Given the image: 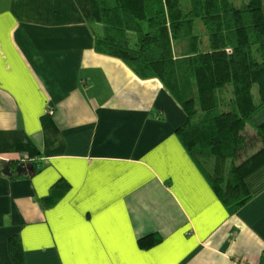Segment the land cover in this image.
I'll return each instance as SVG.
<instances>
[{
  "label": "crops",
  "instance_id": "obj_1",
  "mask_svg": "<svg viewBox=\"0 0 264 264\" xmlns=\"http://www.w3.org/2000/svg\"><path fill=\"white\" fill-rule=\"evenodd\" d=\"M187 119L159 77L96 49L77 0H0V264L14 234L23 264H264V166L230 212L177 135Z\"/></svg>",
  "mask_w": 264,
  "mask_h": 264
},
{
  "label": "trees",
  "instance_id": "obj_2",
  "mask_svg": "<svg viewBox=\"0 0 264 264\" xmlns=\"http://www.w3.org/2000/svg\"><path fill=\"white\" fill-rule=\"evenodd\" d=\"M77 1L99 52L159 77L183 106L188 119L177 135L219 199L238 211L254 196L249 176L264 166V121L246 130L264 109V0ZM70 186L57 181L47 205ZM139 241L149 248L160 238L153 232ZM10 251L17 264L25 262L19 235Z\"/></svg>",
  "mask_w": 264,
  "mask_h": 264
},
{
  "label": "rangeland",
  "instance_id": "obj_3",
  "mask_svg": "<svg viewBox=\"0 0 264 264\" xmlns=\"http://www.w3.org/2000/svg\"><path fill=\"white\" fill-rule=\"evenodd\" d=\"M78 2V1H77ZM78 5H79V3H78ZM96 36V35H95ZM258 124H260V121L258 120V118L256 117V118H254V120L253 121H251V122H248V124H247V131H249V132H254L255 130H256V127L258 126ZM260 145H258L254 150H256L258 147H259Z\"/></svg>",
  "mask_w": 264,
  "mask_h": 264
},
{
  "label": "built area",
  "instance_id": "obj_4",
  "mask_svg": "<svg viewBox=\"0 0 264 264\" xmlns=\"http://www.w3.org/2000/svg\"><path fill=\"white\" fill-rule=\"evenodd\" d=\"M243 263H245V264H260V261H258V259L255 256H253V257L245 258L243 260Z\"/></svg>",
  "mask_w": 264,
  "mask_h": 264
},
{
  "label": "water",
  "instance_id": "obj_5",
  "mask_svg": "<svg viewBox=\"0 0 264 264\" xmlns=\"http://www.w3.org/2000/svg\"><path fill=\"white\" fill-rule=\"evenodd\" d=\"M27 168H28L27 165H24L23 163L19 164V166H18V170H19V171H23V170H25V169H27ZM4 170H5L6 172H8V173L11 172V168H10V166L6 167Z\"/></svg>",
  "mask_w": 264,
  "mask_h": 264
}]
</instances>
